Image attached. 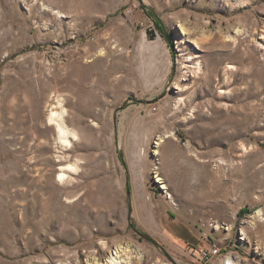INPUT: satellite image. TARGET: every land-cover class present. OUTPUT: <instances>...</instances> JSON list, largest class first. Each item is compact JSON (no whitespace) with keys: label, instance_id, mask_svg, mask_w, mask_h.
<instances>
[{"label":"rangeland","instance_id":"obj_1","mask_svg":"<svg viewBox=\"0 0 264 264\" xmlns=\"http://www.w3.org/2000/svg\"><path fill=\"white\" fill-rule=\"evenodd\" d=\"M116 248L264 264V0H0V264Z\"/></svg>","mask_w":264,"mask_h":264},{"label":"bare ground","instance_id":"obj_2","mask_svg":"<svg viewBox=\"0 0 264 264\" xmlns=\"http://www.w3.org/2000/svg\"><path fill=\"white\" fill-rule=\"evenodd\" d=\"M60 116L61 115L59 113L51 112V114L49 115V121L54 123L56 122L55 126L58 135V141L61 143V145L65 146L68 143V136L69 135L75 136V133L67 130L66 127L63 125L62 121L58 120L59 119L58 117ZM66 178H67V174L63 172L58 175V179L61 181H64ZM183 189L185 192L186 188ZM121 253L122 251L116 248L113 252V257H110V260H106V264H127V262L122 259L118 260L120 257L119 255H121ZM226 264H232V263L230 260H227Z\"/></svg>","mask_w":264,"mask_h":264},{"label":"built area","instance_id":"obj_3","mask_svg":"<svg viewBox=\"0 0 264 264\" xmlns=\"http://www.w3.org/2000/svg\"><path fill=\"white\" fill-rule=\"evenodd\" d=\"M218 251L219 250L217 248H212L207 251H201V257L206 261H210L215 255H218Z\"/></svg>","mask_w":264,"mask_h":264},{"label":"water","instance_id":"obj_4","mask_svg":"<svg viewBox=\"0 0 264 264\" xmlns=\"http://www.w3.org/2000/svg\"><path fill=\"white\" fill-rule=\"evenodd\" d=\"M165 38H166V39L168 40V42L170 43V41H169V39H168V37H167L166 34H165ZM134 230H135L136 233L139 234V236H140L141 238L145 239L146 241L152 243L153 245H155V246H157V247H160V244H159L155 239H153L151 236H149V235H147V234H145V233H141V232H139L137 229H134Z\"/></svg>","mask_w":264,"mask_h":264}]
</instances>
